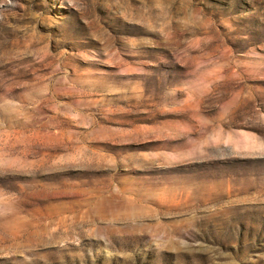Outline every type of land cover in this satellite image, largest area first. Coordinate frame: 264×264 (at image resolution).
<instances>
[{"label": "rangeland", "instance_id": "1", "mask_svg": "<svg viewBox=\"0 0 264 264\" xmlns=\"http://www.w3.org/2000/svg\"><path fill=\"white\" fill-rule=\"evenodd\" d=\"M0 264H264V0H0Z\"/></svg>", "mask_w": 264, "mask_h": 264}]
</instances>
